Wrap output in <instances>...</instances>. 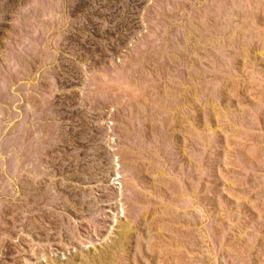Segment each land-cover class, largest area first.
<instances>
[{
    "label": "rangeland",
    "instance_id": "1",
    "mask_svg": "<svg viewBox=\"0 0 264 264\" xmlns=\"http://www.w3.org/2000/svg\"><path fill=\"white\" fill-rule=\"evenodd\" d=\"M47 1L0 0V264H264V0Z\"/></svg>",
    "mask_w": 264,
    "mask_h": 264
},
{
    "label": "water",
    "instance_id": "2",
    "mask_svg": "<svg viewBox=\"0 0 264 264\" xmlns=\"http://www.w3.org/2000/svg\"><path fill=\"white\" fill-rule=\"evenodd\" d=\"M48 9V1L47 0H40V11H45ZM34 12V11H33ZM227 13V12H226ZM54 14L56 15V17L60 18L61 17V13L56 9H54ZM32 16V15H31ZM24 19V23H23V26H22V33H23V36L22 38L20 37L17 41L18 42H26L28 43V45H32V44H35V40L32 41V38H30L31 34H32V29H31V21L29 19V17H23ZM38 23V22H37ZM211 24V20L209 19L206 23H205V26L204 28L206 29L207 27H209V25ZM200 28V29H199ZM204 28H201L199 25L196 27V28H193L192 31L195 33V32H198L200 31L201 29L203 30ZM170 33H173L174 36L171 37V41H169V39L167 40H164V43L161 47H164L166 49H168L169 51L170 50H175V49H178L181 44L184 43V40H185V37L183 38V31L181 29H178L176 31H174L173 29H171L168 34L166 35L168 38H169V34ZM184 39V40H183ZM16 44H18L17 42H14V48L16 49L17 46H15ZM49 44H47L46 46H48ZM220 48V46H219ZM217 48V49H219ZM9 56H11V54H9ZM7 64L9 65V60H7ZM7 64H5V66L3 67V72L0 73V86L2 85V83L4 82V85H5V90H6V98L4 96V98L1 97L0 95V126L4 125L8 120L11 119L12 115L9 114V109L11 107V105L14 103V100L16 98V96H19L22 98L23 102L24 103H28V104H32L31 102V98L30 96L28 95H25L23 96V88L22 87H19L17 89V92L14 94L11 92V85H13L15 83V78L13 77H8L7 76ZM107 71V70H106ZM172 72L174 73H177V75H179L181 73V70H180V67H176L174 70H171ZM109 73L110 70H108ZM175 78V77H174ZM202 80H200L201 82ZM200 84V83H199ZM83 87L84 89H86V91L88 92H94L93 90V87H94V84H92L90 81H88L87 79H84V82H83ZM204 87L201 86L200 84V88H199V92L203 89ZM206 90V89H205ZM209 91V90H208ZM208 91L206 90L205 92L208 93ZM216 96V95H215ZM160 96H158L159 98ZM166 100L168 102H170V100H173L174 98L169 96V95H166ZM217 97V96H216ZM162 99V98H161ZM164 99V98H163ZM165 100V99H164ZM112 102V101H111ZM113 103V102H112ZM134 106V105H133ZM31 109H33L34 111H37L38 113H40V110L38 107L34 106V105H30ZM166 108L168 111H170V107H168L166 105ZM134 113L136 114L135 116V119L137 117H143L142 113H140L139 111H137L136 109L133 110ZM167 111V112H168ZM144 117H147L149 120L151 121H154V122H157L159 124L161 123H164L166 121V119L162 116L161 113H154L152 116H144ZM116 119H118V117H116ZM42 124V121L39 122V125L41 126ZM136 128V126H135ZM151 132V133H150ZM1 133V132H0ZM135 133H138L137 130L135 131ZM13 136H14V132H13ZM40 136L41 137H45V134H44V131L43 129L41 128V132H40ZM141 141L144 143V144H151V145H154L155 148L157 147V153H161L162 151L160 150V147H163V148H168V137L162 135L159 133V129L158 128H154L153 131H148L146 133H144V135L141 137ZM11 155V152L9 150H3L2 152H0V163L4 162L6 160V158L8 156ZM170 155H173V150L169 151L165 158L168 159L170 157ZM34 165L33 164H30L28 165L26 168H30V167H33ZM4 173L2 170H1V167H0V173Z\"/></svg>",
    "mask_w": 264,
    "mask_h": 264
}]
</instances>
